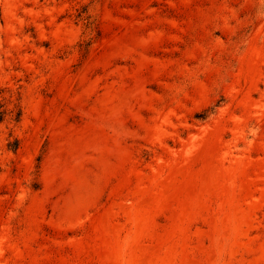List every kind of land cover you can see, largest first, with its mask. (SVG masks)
<instances>
[{"label":"rangeland","instance_id":"1","mask_svg":"<svg viewBox=\"0 0 264 264\" xmlns=\"http://www.w3.org/2000/svg\"><path fill=\"white\" fill-rule=\"evenodd\" d=\"M0 264H264V0H0Z\"/></svg>","mask_w":264,"mask_h":264},{"label":"trees","instance_id":"2","mask_svg":"<svg viewBox=\"0 0 264 264\" xmlns=\"http://www.w3.org/2000/svg\"><path fill=\"white\" fill-rule=\"evenodd\" d=\"M4 114H5L4 111H0V122L3 121V119H4Z\"/></svg>","mask_w":264,"mask_h":264}]
</instances>
